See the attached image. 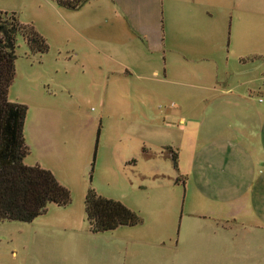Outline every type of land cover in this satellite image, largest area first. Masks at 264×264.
Here are the masks:
<instances>
[{"label":"rangeland","instance_id":"1","mask_svg":"<svg viewBox=\"0 0 264 264\" xmlns=\"http://www.w3.org/2000/svg\"><path fill=\"white\" fill-rule=\"evenodd\" d=\"M0 10L47 43L30 53L15 35L7 98L26 105L23 162L39 157L69 191L29 221L0 220V264H264V185L235 192L243 172L217 169L244 163L225 152L226 119L258 112L264 139V0H0ZM88 187L140 220L91 231Z\"/></svg>","mask_w":264,"mask_h":264},{"label":"trees","instance_id":"2","mask_svg":"<svg viewBox=\"0 0 264 264\" xmlns=\"http://www.w3.org/2000/svg\"><path fill=\"white\" fill-rule=\"evenodd\" d=\"M53 1L76 8L85 0ZM16 33L21 34L30 53L45 52L47 43L32 24L19 21L14 12L0 10V220L29 221L48 202L66 204L69 191L49 169L23 162L29 152L23 136L26 105L7 98L14 76ZM83 206L93 232L133 225L140 220L135 211L119 200L101 196L91 187L86 189Z\"/></svg>","mask_w":264,"mask_h":264},{"label":"crops","instance_id":"3","mask_svg":"<svg viewBox=\"0 0 264 264\" xmlns=\"http://www.w3.org/2000/svg\"><path fill=\"white\" fill-rule=\"evenodd\" d=\"M152 72L158 73V70L156 68L152 69ZM53 97V93L48 92L47 94L42 97L43 100H48ZM53 99V98H52ZM50 110V109H49ZM51 113V112H50ZM53 113V112H52ZM251 116H242V117H236V118H228L225 122V127L227 126V130H231V132H224L225 127L223 129L222 134L219 136L221 138H224L225 142L227 143V147L225 148V152H229L231 155L235 153L238 157L242 158V161L244 162L241 165L236 166H222L218 167L217 169L221 171H228L229 173L232 171H241L243 172L244 177H240L242 180V188L238 189L237 185H234L236 188L235 192H241V193H248L249 196H251V190L254 185L261 187L264 185V167L260 168L255 166L260 162L264 166V145L263 141L264 139L259 136L258 138V112L254 114H250ZM45 123L49 127H57V123L55 118L47 117L45 119ZM58 122V126H59ZM53 140L50 136L49 141ZM30 150V148H29ZM255 163V165L251 163ZM38 163L41 165L42 161L39 157H36L32 163ZM28 164V163H27ZM47 167V166H45ZM253 168L255 169L256 173L260 174V176L255 175L254 177H251V173L253 172ZM258 170H262L261 172ZM261 178V179H260ZM237 181L228 180L224 182L221 186L222 189L228 188L232 186ZM233 183V184H232ZM216 189H219V185L215 186ZM231 189V190H232ZM259 190H256L255 193H258ZM232 216H235V213H231Z\"/></svg>","mask_w":264,"mask_h":264}]
</instances>
